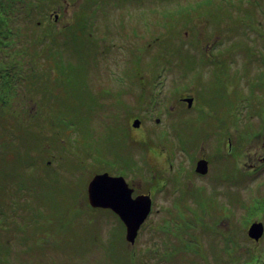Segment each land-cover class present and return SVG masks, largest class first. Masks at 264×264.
<instances>
[{"label": "rangeland", "instance_id": "rangeland-1", "mask_svg": "<svg viewBox=\"0 0 264 264\" xmlns=\"http://www.w3.org/2000/svg\"><path fill=\"white\" fill-rule=\"evenodd\" d=\"M3 1L12 32L1 43L16 60H0V81L10 68L20 80L0 89L8 95L0 97V264H246L251 255L262 263L264 234L256 241L248 230L264 224V52L248 50L258 41L240 2L214 0L209 9V0H102L97 14L106 19L83 33L78 23L60 32L50 22V13L67 8L72 15L73 7ZM211 37L221 42L213 57ZM142 43L145 76L137 77L129 65ZM184 96L194 97L193 107ZM197 107L220 115L213 127L207 115L195 118ZM135 115L145 121V144H182L198 155L210 154L212 144L219 182L182 189L174 180L165 185L160 176L167 175L145 162L131 161L134 170L111 165L112 150L127 157ZM208 130L213 138L203 149L199 138ZM178 160L187 161L183 152ZM120 169L140 190L170 201L202 197L201 187L210 194L202 209L179 202V213L159 212L154 196L131 243L125 224L88 200L97 174Z\"/></svg>", "mask_w": 264, "mask_h": 264}, {"label": "flooded vegetation", "instance_id": "flooded-vegetation-1", "mask_svg": "<svg viewBox=\"0 0 264 264\" xmlns=\"http://www.w3.org/2000/svg\"><path fill=\"white\" fill-rule=\"evenodd\" d=\"M14 2L15 0H10ZM49 3L56 4L58 7H73L72 15L69 14V12L65 11L67 8H62V9H57L53 14L50 13V22L51 24H56L57 28L60 30V32H68L72 29V25L74 23H78V29H80L81 32L87 33L88 26L90 23H97V20H100L101 18L106 19L104 17H100L97 14V9L102 6L100 2L102 3V0H46ZM223 2V0H220ZM219 1V2H220ZM228 2H233V0H229ZM239 6L244 9V17L247 19H251L252 23H250V31L253 32L254 34V39H256L258 42L255 45L256 47L253 49L250 43V47L248 50H254L260 52H264V40L261 39L262 36H264V29H262V25L264 27V0H238ZM107 3V2H106ZM110 4V1H109ZM207 4L209 6V9L212 8L213 6H210L211 4H215L214 0H209L207 1ZM67 12V14H66ZM66 14V16H65ZM258 22L259 24L256 23ZM252 34V33H250ZM92 35V34H91ZM224 40V39H223ZM221 43V42H219ZM219 43H215V39L211 37L210 43H207V48H208V54L213 57V52L212 50L217 48ZM262 47V48H261ZM141 52L137 55H131V57H135V61L131 62V65L129 67L131 69H135L137 77L138 74H140V77L145 76V73L143 72V66L145 65V47H141ZM228 50V49H227ZM211 52V53H210ZM223 55L224 53H219L218 55ZM228 54V53H227ZM264 69V63L262 65ZM220 70V67L217 65L215 66V70L213 68L212 71L219 73L218 71ZM225 73V71L223 70ZM260 81L263 84L264 83V76L263 78L260 77ZM140 85H145V80L140 79L139 80ZM192 98V105L194 104V97ZM181 100L185 102V100L189 99L187 97H181ZM141 101L145 100V97L142 96L140 98ZM193 107V106H192ZM191 107V108H192ZM239 110V109H238ZM218 112V111H217ZM195 118H200L201 116L204 118V116H208V121H209V126L213 127V119L214 117H220V115H217L216 112H213L209 110L208 112H202L200 108L197 107V112L194 114ZM138 120L139 124L137 126L130 127L129 132L127 133V146L125 149L127 157L124 156V154H120L121 151H111L113 153L109 152V156L112 159L111 165H113L115 168L117 166L123 165V168H128L131 167V161L136 162L138 161L140 164H143L144 162L146 164H150L151 168H154L156 173L159 172H164L167 175V178L160 176V179L165 182H163L166 185V182L168 183L169 180H174L177 181L181 184L182 189L184 187H188V185L191 187L194 186V181H202V183H208L210 180L215 179V182L218 183L219 180L221 179V176L219 173H223V168L217 165L219 161L214 162V160H210L209 158H214L213 156V146L211 144L213 136L208 135L210 130L207 131V134L205 137H200L199 140H203L204 142L202 143L203 149L205 148L206 145L211 144L210 146L212 147V152L210 154H203V155H198L194 150L189 146L185 147L182 144H145L146 140L148 138V130L147 127L145 126V121H143L141 118L135 117L133 118V121ZM212 120V121H210ZM177 126V125H176ZM176 126L174 128V133L176 130ZM124 133V134H125ZM179 134H175L177 136L178 141L183 140L184 138L181 137ZM208 135V137H206ZM191 138L188 137V139ZM125 141V140H122ZM206 143V145H205ZM130 144V145H129ZM223 145L222 142L218 143L217 146V152L216 156L218 154H222L221 150H218V148ZM232 148V144L230 143V138H228V143H227V149ZM182 152L184 153V157L187 158V161L185 164L182 166L180 161L178 160V154L181 155ZM140 156V157H138ZM161 158L162 161L165 162V167H163L161 164ZM184 162V160H183ZM200 168L199 167V164ZM236 171V175L238 174V169L239 166L237 165V161L231 165ZM135 170H137L139 167L134 166ZM252 167V166H251ZM131 170H134L133 166L131 167ZM114 176H123L129 186V188L132 190V197L136 198L138 196H149L151 199V210L154 205V196L158 198L159 196V212H171L173 213L174 210H177V213L181 211V209L176 208L178 206L179 202L181 201H191L193 200L194 202L198 203L197 205H201L200 202L208 200V194L209 192L205 191L204 187L199 188L200 192L202 193L201 195H195L191 194L189 197L181 196L177 199H174L173 201H170L168 197L164 193L160 194H155L152 191H145V190H140V186L136 183L135 179L132 178L130 175L127 174L125 170L120 169V173H116ZM155 176H153V179ZM224 181V180H223ZM222 181V182H223ZM141 186H143V182H139ZM162 184V192L166 190V187L163 188ZM172 193H178L177 188H173ZM186 192V191H184ZM194 196V198H193ZM171 205V206H170ZM202 209L203 204L200 206ZM93 210H104V211H109L111 212L114 216H116L120 221L121 219L119 218L118 214L111 210V209H106V208H101V207H91ZM192 210V208H190ZM193 211V210H192ZM173 215V214H171ZM122 222V221H121ZM123 223V222H122Z\"/></svg>", "mask_w": 264, "mask_h": 264}, {"label": "water", "instance_id": "water-1", "mask_svg": "<svg viewBox=\"0 0 264 264\" xmlns=\"http://www.w3.org/2000/svg\"><path fill=\"white\" fill-rule=\"evenodd\" d=\"M189 106L192 99H187ZM139 124L135 120L134 126ZM201 163L199 164L200 168ZM88 200L93 207L108 208L115 211L126 226L127 240L134 243L138 231L151 213L149 196L132 197L123 176H112L108 172L97 174L88 184ZM264 234V224L253 222L248 230V236L259 241Z\"/></svg>", "mask_w": 264, "mask_h": 264}, {"label": "trees", "instance_id": "trees-1", "mask_svg": "<svg viewBox=\"0 0 264 264\" xmlns=\"http://www.w3.org/2000/svg\"><path fill=\"white\" fill-rule=\"evenodd\" d=\"M5 4L3 0H0V60L7 58V59H13L15 57L16 60V55L15 52L12 53V51H9V45H4V43L7 44V42L1 43V40H3L4 38H8L10 37L11 34V28L8 27L7 25H10L9 21L7 20L4 12H5ZM20 66H21V62H19ZM5 79H2L0 81V89L1 90H8L10 89L12 86H14V83H11L12 80L16 79V80H20L19 74L16 70L11 69L10 71H6V76L4 77ZM5 81V82H4ZM6 84V85H5ZM7 92H2L0 91V97L3 101L7 100ZM250 260L245 261L246 264H264V261H260L259 257H255L253 255H251L249 257ZM236 264V263H233ZM238 264H242L241 262Z\"/></svg>", "mask_w": 264, "mask_h": 264}]
</instances>
